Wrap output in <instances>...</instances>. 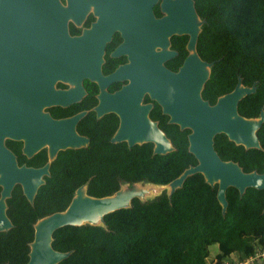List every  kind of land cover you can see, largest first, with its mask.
<instances>
[{
  "label": "trees",
  "instance_id": "obj_1",
  "mask_svg": "<svg viewBox=\"0 0 264 264\" xmlns=\"http://www.w3.org/2000/svg\"><path fill=\"white\" fill-rule=\"evenodd\" d=\"M195 7L203 20L198 53L212 62L202 97L212 104L238 78L244 86L255 83V91L238 102L237 110L245 118L259 117L264 110V0H196ZM163 129L173 147L165 154H153L151 142L131 148L91 143L78 155L56 161L33 203H20L14 227L0 233V264H25L33 225L65 210L79 186L92 197L135 185L168 186L196 165L188 151L190 130L174 124ZM256 135L260 148L245 149L224 134L214 136L213 146L222 160L236 162L244 172L261 173L264 122ZM59 167L63 172H57ZM216 193L217 183L210 185L194 173L171 194L168 187L150 198L135 197L96 224L62 226L52 233L51 246L70 254L56 264H234L264 249V189L249 187L239 194L228 187L225 213Z\"/></svg>",
  "mask_w": 264,
  "mask_h": 264
},
{
  "label": "flooded vegetation",
  "instance_id": "obj_2",
  "mask_svg": "<svg viewBox=\"0 0 264 264\" xmlns=\"http://www.w3.org/2000/svg\"><path fill=\"white\" fill-rule=\"evenodd\" d=\"M192 1L193 20L186 18L185 6L170 0H0V79L6 80V87L2 84L0 88V140L7 151L4 172L12 175L9 195L4 199L10 226L0 233L14 227V212L20 203H33L56 161L72 158L74 152L78 155L91 143L128 146L126 140L112 141L123 119L141 128L147 119L168 138L163 128L174 123L163 112L155 91H169L166 73H176L192 52L212 65L198 53L203 20L196 0ZM43 21H53L55 30L63 27L68 39L66 58L52 53L48 45L53 29L48 24L50 34L44 32ZM191 22L198 30L193 51L188 48L189 33L178 32L187 24L193 27ZM82 35L81 50L75 52L73 41ZM138 45L151 47L146 58H137V52H143ZM91 48L96 54L102 50L101 83L74 64L85 62ZM65 61L67 75L80 79L77 85L58 76V62ZM49 98L52 102H45ZM138 104L146 108L139 109ZM46 165L43 183L29 201L18 170ZM63 170L59 167L57 172ZM2 189L0 184V197Z\"/></svg>",
  "mask_w": 264,
  "mask_h": 264
},
{
  "label": "water",
  "instance_id": "obj_3",
  "mask_svg": "<svg viewBox=\"0 0 264 264\" xmlns=\"http://www.w3.org/2000/svg\"><path fill=\"white\" fill-rule=\"evenodd\" d=\"M171 4L185 6L186 18L189 16L192 20L195 18L192 0H170ZM187 22V21H186ZM44 32L50 34L47 25L50 24L53 35L52 42L49 43L52 53L58 57L67 56L66 36L63 34V27H57L55 30L53 21L42 22ZM193 27L186 26L178 32L189 33L188 48L194 50L197 39V24L191 22ZM84 35L75 38L73 41L74 51L81 50V43ZM44 42L45 36L42 37ZM68 40V39H67ZM71 41V40H70ZM49 42V41H48ZM167 40H165V43ZM143 52H137V58L144 59L151 49L150 46L138 45ZM91 48L88 59L83 63L74 62L75 65L83 67L80 72H84L91 79H97L99 83L103 81L100 75L101 48L98 53ZM172 52H169V56ZM147 61V60H146ZM58 76L62 80H70L76 85L79 78L73 79L67 75V62H58ZM211 63L203 61L199 56L192 52L185 58L180 69L174 72H167L169 75V91H155L154 96L163 108V112L170 117V122L177 124L181 130L189 129L187 135L188 151L193 154L197 164L186 168L178 177L168 183L170 194L180 187L187 176L194 173H201L210 185L217 183L216 197L221 205L222 213L227 208L225 196L228 187H235L239 194L251 187L264 189V170L259 173L256 170L244 172L242 168L234 161L222 160L214 149V136L224 133L227 138L236 145H243L245 149L260 148L256 131L264 122V110H261L257 118H245L238 113V102L255 91V83L252 86H244L238 78L234 88L224 95L217 98L214 104H210L201 96V90L209 77V66ZM6 87V80L0 79V88ZM1 95V94H0ZM45 102L51 103L52 100L45 99ZM138 108H146L138 104ZM80 116V115H78ZM76 120V118H74ZM124 121V119H123ZM121 125L112 141L126 140L129 147L135 144L145 142L153 143V154H165L172 151L173 147L165 134L152 123L145 119L144 126L141 128L135 125L130 119ZM7 151L0 140V184L3 186L0 197V230L10 226L7 220L4 208V199L9 195L12 175L4 172L5 156ZM47 173V165L41 169L32 170L29 168L19 169L21 174L24 191L29 201L33 200L38 186L43 183L42 176ZM28 178V179H27ZM145 189L137 188L136 185L130 188L120 189L113 195L104 197H92L84 192L81 186L76 189L73 198L63 211L54 212L43 217L36 222L34 226V238L30 244L29 259L26 264H56L67 257L70 252H61L52 248V233L66 225L78 226L84 223L96 224L102 221L103 216L109 212L126 208L130 205L131 199L137 197L144 199Z\"/></svg>",
  "mask_w": 264,
  "mask_h": 264
},
{
  "label": "built area",
  "instance_id": "obj_4",
  "mask_svg": "<svg viewBox=\"0 0 264 264\" xmlns=\"http://www.w3.org/2000/svg\"><path fill=\"white\" fill-rule=\"evenodd\" d=\"M234 264H264V249H259L254 255Z\"/></svg>",
  "mask_w": 264,
  "mask_h": 264
},
{
  "label": "rangeland",
  "instance_id": "obj_5",
  "mask_svg": "<svg viewBox=\"0 0 264 264\" xmlns=\"http://www.w3.org/2000/svg\"><path fill=\"white\" fill-rule=\"evenodd\" d=\"M141 189H145L146 190V194H145V198H150L152 196H154L155 194L159 193L161 190L163 189H168V186H157V185H140ZM211 264H213V262H211Z\"/></svg>",
  "mask_w": 264,
  "mask_h": 264
}]
</instances>
